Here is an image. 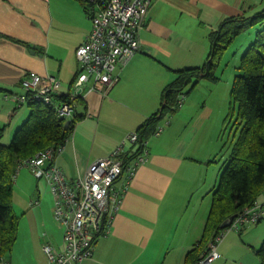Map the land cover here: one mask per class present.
<instances>
[{"label":"crops","instance_id":"obj_1","mask_svg":"<svg viewBox=\"0 0 264 264\" xmlns=\"http://www.w3.org/2000/svg\"><path fill=\"white\" fill-rule=\"evenodd\" d=\"M90 10L80 0H0V98L15 103L12 96L23 93L21 81L29 71L52 75L61 81L62 94L74 93L81 69L76 50L93 29ZM263 10L264 0H153L139 32L140 50L118 65L112 88L104 93L100 84L83 87L86 116L57 154V164L71 179L83 176L91 162L111 153L160 109L177 70L205 63L213 30L227 18ZM263 27L254 25L256 34ZM180 109L169 115L163 132L150 137L149 160L132 181H117L124 196L110 231L80 264H184L201 240L230 150L227 140L221 145L205 131L212 106L187 95ZM220 154H225L223 164L211 177ZM37 189L40 199L38 183ZM258 200L264 201V193ZM261 221L229 232L213 264H254L264 242ZM47 225L41 220L23 241L19 230L0 264H47L44 243L63 244V228Z\"/></svg>","mask_w":264,"mask_h":264},{"label":"built area","instance_id":"obj_2","mask_svg":"<svg viewBox=\"0 0 264 264\" xmlns=\"http://www.w3.org/2000/svg\"><path fill=\"white\" fill-rule=\"evenodd\" d=\"M87 1L91 6L93 29L76 50L81 69L74 84L75 92L70 99L60 101L57 99L62 94L59 79L29 71L21 81L23 93L12 96L19 106L33 99L54 107L59 117L72 120L77 114L74 99L83 87L90 84L95 88L100 84L107 93L117 81L118 65L127 63L140 50L139 32L153 0ZM186 96L179 95L177 107L184 104ZM169 122L166 116L152 136L163 132ZM139 140V133L131 132L111 153L91 162L83 176L73 179L57 164V154L62 152L64 144L42 149L19 161L14 179L19 169L27 167L38 181H46L53 196L54 219L63 228L61 248L51 242L43 245L47 264H80L94 255L97 239L109 233L123 200L124 190L117 188V181L123 179L127 185L139 167L149 160L150 138L142 143ZM31 204L39 205L40 199ZM263 218L264 201L257 200L244 207L193 264H213L220 257L218 247L229 232H241Z\"/></svg>","mask_w":264,"mask_h":264},{"label":"trees","instance_id":"obj_3","mask_svg":"<svg viewBox=\"0 0 264 264\" xmlns=\"http://www.w3.org/2000/svg\"><path fill=\"white\" fill-rule=\"evenodd\" d=\"M85 6L87 0H80ZM90 13V11H89ZM264 24V10L250 17H230L210 33V51L201 66L176 71V78L163 91L160 109L136 130L140 142L150 138L159 122L177 111L178 97L189 84L199 79L217 80L220 60L228 48L247 28ZM240 73L234 78L231 97L237 116L234 129L225 144L229 157L221 171L201 240L187 253L184 264H193L207 250L210 242L223 229L225 220L253 205L264 193V27L241 56ZM77 79V78H76ZM75 83V82H74ZM71 94H59L66 101ZM77 114L68 119L58 116L54 107L30 99L28 119L17 129L9 145L0 143V262L11 253L19 237L21 217L13 207V180L21 159L38 151L64 144L76 124L86 116L82 93L75 96ZM81 110H84L80 112ZM4 129L0 128V136ZM264 219V218H263ZM259 223V222H258ZM264 264V242L256 251Z\"/></svg>","mask_w":264,"mask_h":264},{"label":"rangeland","instance_id":"obj_4","mask_svg":"<svg viewBox=\"0 0 264 264\" xmlns=\"http://www.w3.org/2000/svg\"><path fill=\"white\" fill-rule=\"evenodd\" d=\"M255 36L256 30H254V26L247 28L238 36L220 60L217 80L202 78L199 79L196 86L193 87L194 83L189 84L185 90L187 95L196 99V104L201 105L205 102L214 108L213 116L207 125L210 131H208V128H205V131L208 132L207 135L212 140L222 142L221 145H223L225 140H228L231 132L235 130L234 120L237 116V108L234 109L231 90L235 76L240 73L241 56L254 41ZM0 92L2 93V91ZM4 98L2 94L0 98V128L4 129V133L0 136V143L9 145L17 129L28 119L30 107L28 103L19 106L17 103ZM177 109L178 111L181 110L180 107H177ZM223 156L225 157V154L218 155L217 162L211 166V177L218 174L224 161ZM37 183L42 197L39 205H32L31 201L38 199ZM13 190V207L15 212L21 217V241L28 237L30 232L35 233L37 231L36 228H38L40 221L43 219L47 220L49 224L47 226L49 227L59 226L53 217V196L46 181H38L31 170L24 167L19 169L16 178L13 180ZM261 223L264 224V219ZM237 254L240 253L237 252L233 256L235 257ZM257 257L254 264H261V258Z\"/></svg>","mask_w":264,"mask_h":264},{"label":"water","instance_id":"obj_5","mask_svg":"<svg viewBox=\"0 0 264 264\" xmlns=\"http://www.w3.org/2000/svg\"><path fill=\"white\" fill-rule=\"evenodd\" d=\"M70 121H71V120H68V121H67L66 126H69ZM234 217H235V216H232V217H230L229 219L225 220L224 223L222 224V228H225V227L229 226V225L231 224L232 220L234 219Z\"/></svg>","mask_w":264,"mask_h":264}]
</instances>
